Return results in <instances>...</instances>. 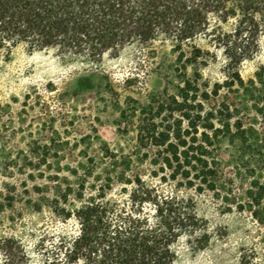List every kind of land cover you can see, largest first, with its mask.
I'll return each mask as SVG.
<instances>
[{
  "label": "trees",
  "instance_id": "obj_1",
  "mask_svg": "<svg viewBox=\"0 0 264 264\" xmlns=\"http://www.w3.org/2000/svg\"><path fill=\"white\" fill-rule=\"evenodd\" d=\"M202 35L222 48L231 70L227 85L235 98L227 96L218 104L225 117L217 125L214 112L203 115L202 104L195 107L198 80L180 72L184 84L159 104V110L152 104L141 108L134 126L137 157L152 154L153 162L170 169L173 178L197 181L199 189L208 186L217 194L226 191L227 177L234 185L249 179L238 207H248L264 224V181L258 175L264 165V125L257 124L264 121V89L259 86L264 83V66L248 81L240 71L244 61L264 49V0H0V56L25 43L30 50L54 48L66 59L92 66L99 65L105 53L117 56L131 46L155 54L154 45L160 41L171 45L176 62L181 63L190 50L186 62L202 56L197 43ZM103 73L98 76L108 78ZM221 87L216 84L199 95L217 101ZM224 140L248 157L243 164L236 160L230 175L222 158ZM105 158L96 176L81 178L75 192L81 204L57 208L63 219L75 217L80 224L78 234L63 236L57 244L56 253L64 256V264H175L176 243L183 235L199 231L207 235L206 224L194 208L175 197L153 196L144 188L141 177L132 172L136 160L131 155L106 147ZM87 181L95 190L88 196ZM114 181L137 183L129 209L107 199ZM72 190L68 186L55 201L67 203ZM146 203L154 204L156 221L145 211ZM0 248L3 264H21L17 254H26L13 238H4ZM243 259L249 262L247 255Z\"/></svg>",
  "mask_w": 264,
  "mask_h": 264
},
{
  "label": "rangeland",
  "instance_id": "obj_2",
  "mask_svg": "<svg viewBox=\"0 0 264 264\" xmlns=\"http://www.w3.org/2000/svg\"><path fill=\"white\" fill-rule=\"evenodd\" d=\"M197 43L202 56L186 62L190 50L181 63L176 62L171 45L160 41L154 45L155 54L131 46L117 56L105 53L99 65L92 66L66 59L54 48L30 50L25 43L9 53L1 52L0 246L7 237L20 243L26 251L25 256L17 254L21 264H64V256L56 253L57 244L63 236L78 234L80 224L75 217L63 219L57 208L81 204L75 196L81 178L86 174L92 178L101 171L109 147L136 160L132 172L153 196L175 197L204 220L207 235L203 231L183 235L176 243L175 264H246L244 255L247 264H264V224L248 207H238L249 179L234 185L227 177L226 191L231 193L217 194L208 186L199 189L197 181L173 178L170 169L153 162L152 154L137 157L134 126L141 108L152 104L159 110V104L184 84L180 72L198 80L199 94L220 84L217 101L198 94L195 107L202 104L203 115L214 112L217 125L225 117L226 111H218V104L227 96L235 98L228 92L231 70L222 48L204 35ZM184 62L186 67H182ZM262 66L264 49L240 66L244 80L255 77ZM103 72L108 78L98 76ZM259 86L264 89V83ZM236 119L235 115L232 122ZM262 123L258 120L257 124L261 127ZM222 158L228 175L234 174L236 160L242 164L248 160L227 140L222 144ZM261 167L258 175L264 181ZM91 185L87 181L86 196L95 193ZM68 186L73 190L67 203H57L58 194ZM135 189L137 183L114 181L107 199L129 209ZM145 211L152 221L157 220L153 203H146ZM3 261L0 248V264Z\"/></svg>",
  "mask_w": 264,
  "mask_h": 264
}]
</instances>
